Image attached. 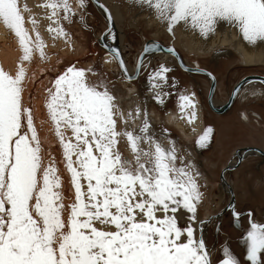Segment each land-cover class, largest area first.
Returning a JSON list of instances; mask_svg holds the SVG:
<instances>
[{"label":"snow or ice","instance_id":"6c2138e0","mask_svg":"<svg viewBox=\"0 0 264 264\" xmlns=\"http://www.w3.org/2000/svg\"><path fill=\"white\" fill-rule=\"evenodd\" d=\"M132 3L151 10L173 35L182 26L207 39L224 22L249 45L264 43V0ZM88 6L89 0H38L33 6L0 0V25L15 37L20 53L14 72L0 67V264H214L203 233L218 216H199L204 175L166 128L154 130L138 100L124 107L106 72L72 64L46 88L47 114L74 195H65L55 157L44 155L32 109L23 102L29 66L37 56L50 59L42 26L53 42L73 46L68 28L87 27ZM99 6L111 23L110 10ZM160 50L146 44L135 73L148 71L152 99L163 105L169 86H176L174 78L169 82L173 69L158 63L149 71L144 59ZM166 51L175 54L174 48ZM109 56L103 62H116L121 82L131 83L135 77L119 50L109 49ZM128 92L136 95L131 87ZM197 107L195 92L179 93L181 118L192 123ZM212 131L204 130L198 147ZM231 211L239 219L234 206ZM249 223L243 264H264V223ZM222 254L219 264H242L227 245Z\"/></svg>","mask_w":264,"mask_h":264},{"label":"flooded vegetation","instance_id":"af4514ba","mask_svg":"<svg viewBox=\"0 0 264 264\" xmlns=\"http://www.w3.org/2000/svg\"><path fill=\"white\" fill-rule=\"evenodd\" d=\"M149 40L152 39H145L143 41L140 51L144 43ZM158 41L163 42L167 46L173 45V48L179 54L181 62L187 68L193 70L199 68L200 71L183 69L179 64L178 58L173 54L154 53L156 57L153 58L154 55L151 56L153 59L150 60L149 71L151 68L157 67L158 63H165L173 69L168 74L170 84L173 78L176 82L175 87L169 86L167 89L170 95L165 98L163 105L158 104L152 99V93L149 91L147 81L148 71L142 70L131 83L135 86L138 84L137 93H139L143 104L145 103L147 110L150 107V110L153 109L155 111L154 115L149 114L150 111L148 114L157 133L160 132L161 128H166L170 139L176 140L181 148L191 153L192 161L195 162L200 171H203L207 177H209V165L205 163L204 159L211 155L213 162L216 163L212 178L216 181H214V185L217 187L222 186L221 174H223V179L227 185H224V189L223 186L221 188L223 199L221 198V202L217 203L209 215H217L223 211L222 215L224 214L225 220H220L221 218L219 219L218 217V219L213 220L209 225V233L213 235L211 236L213 239L209 240V249H215L218 243L223 242L222 246L227 245L232 251L233 243L239 240H242L244 243L243 234L246 235L247 230L239 231L241 223L248 228L250 227V219L257 223H264V197L262 193H257L256 187L252 185V179L250 182L246 179L248 189L246 197L248 202L240 204V200L238 199L239 188L236 186V182L239 180L234 174L236 170H241L249 162L251 169H254L257 173L255 176L249 174V177H247L250 178L252 176L257 178L262 173L260 181H262L261 184L263 186L261 187L264 189V71L255 66H244L242 63L239 66L231 64L232 57H225L226 55L217 58L215 54L196 56L193 53H189V56L192 55L190 59L174 43L164 42L163 40ZM128 51L131 58L129 54L125 53V47L121 46L125 63L127 64L128 58L131 60V67L129 69H131L130 73L133 75L140 51L136 52L130 46ZM162 54H165V56H162ZM166 57L170 61L164 59ZM109 72L114 74V77L108 80L116 83L119 90L125 95L127 93L126 89L118 82L121 76L118 65L116 71L111 70ZM207 73H211V76L207 75ZM213 77H215V80H213ZM252 87L256 88L252 89ZM184 89L196 93L198 110L201 115V124L199 123L200 126H197L199 129L194 128L190 136L183 134L175 123L167 122L163 117V114L165 116L166 112L176 110L179 93ZM236 89H239V92L233 95ZM208 127L213 129L209 135L208 143L203 147H198L196 141ZM234 128H237V137H234ZM219 134H221L220 140L218 139ZM219 151H224L223 155ZM226 154L228 156L223 158ZM239 154H243L241 158H239ZM204 164L207 167L204 168ZM229 165L231 167L227 169ZM224 169L227 170L224 171ZM260 170L262 172L258 175V171ZM232 206L240 213L239 219L233 217ZM249 213H251V217H249ZM217 228L219 229L218 231ZM233 231H239V236L237 237ZM222 235L223 237H221ZM221 249L219 247L216 251L218 252ZM242 249L243 251H240L242 254L239 252V256L243 264L246 257L245 243ZM233 254L237 255L238 253ZM215 256V254L212 255V259L214 264H217L223 258V254H218V258H215Z\"/></svg>","mask_w":264,"mask_h":264},{"label":"rangeland","instance_id":"374dc122","mask_svg":"<svg viewBox=\"0 0 264 264\" xmlns=\"http://www.w3.org/2000/svg\"><path fill=\"white\" fill-rule=\"evenodd\" d=\"M100 1L103 2L112 11L115 26L118 28V31H119L117 39H118L120 51H121V46L122 47L124 46L125 47V53L129 54L128 50H129V46H130V47H133L135 49V51L137 52L138 50L140 51L141 44L143 43V41L145 39H152V40L157 39L156 41L163 40L164 42L174 43L176 46L180 47V50H182L184 52V54L187 56V58L188 57L190 59L192 58V55L189 56L190 55L189 53H193V52H190V51L186 52V50H185L186 47L190 48V45H191L190 40L188 41V39L184 38L183 36H179V35L175 36V34L174 35L170 34L166 30V27H163V25L160 24L159 22H157L156 19L152 18L154 16H153V13L151 12V10H149L147 8H140V7L135 6L132 3V0H100ZM89 3H90V1H89ZM106 27H107V24H106V21L104 20L103 15L101 14L100 11H98V9L94 5H92L90 3L88 6V10H87V27H84V26L80 25L79 23H75L68 28L69 32L71 33V38L77 46L76 52H73V53L68 54L66 56L62 55L61 61H58V60H60V56L55 57L52 62H49L48 66L50 68L44 69V66L32 63L29 66V70H28L29 75H27V78H26V80L28 82L25 80L26 85H25V90L23 93V102H24L25 106H29L32 109V113H33V116L35 118L36 128L38 130L41 143L44 147L45 157L53 156V157H55V159L58 163L59 173L64 180V192H65L66 196L74 195V190L71 189V187L69 185V176H68V173L63 166V157H62L60 145L59 144L58 145L57 144L52 145L53 141H56L58 139L56 138V136L54 134V127H52L53 125L51 124V122L48 118V114H47V108H46L47 92H46V88L51 86L50 82L54 79L55 75L58 72H62L66 66H69L72 64H75L78 67H87V66L91 65L93 67H96V69L98 71L106 72L108 79L114 77V74H112L109 71H106L103 64H102V59H103L104 55H106L108 53L105 50H103L98 45L97 41L95 40L97 37H99L101 35L102 31ZM236 34H239V33L236 32ZM237 38H238V36H237ZM161 43L163 45H165L163 42H161ZM166 44H169V43H166ZM165 46H167V45H165ZM167 47L173 48L174 46L169 45ZM218 47H223V48L222 49H213L214 51H212V53H210L209 56L212 54H215L218 57L226 55L225 57H229V58L232 57L231 58L232 59L231 64L239 66V64L242 63L244 66H247V67L255 66V67L260 68V70L264 71V64L263 63H259V64L248 63V64H246L243 57L240 54H238L235 51V49L232 48L231 46H218ZM218 47H216V48H218ZM217 50L227 51V53L218 54ZM158 53H162V52H158ZM158 53H156V54H158ZM121 54H122V52H121ZM149 54L151 55L152 53H149ZM156 54H154L153 58L156 57ZM193 54L196 56H202V55L196 54V53H193ZM150 55H148V56H150ZM122 56H123V54H122ZM204 56H206V55H204ZM129 57H130V54H129ZM211 57H213V56H211ZM130 58L127 59L126 65L128 66V68L131 67L130 66L131 65ZM153 58H151V57L147 58V59H145V61L149 62ZM164 59L170 61V59L168 57H166ZM213 59H215V58H213ZM130 70L131 69H129V71ZM118 82L122 87H124L121 84L120 79H118ZM115 86L117 89V94L121 98L124 107H126V108L129 107L132 104L133 100H136L135 97H137L138 99H141L139 96V93H137L138 92V84H136L137 87L135 86L136 87V95L135 96L130 95L128 92H127V94L124 95L119 90V87L117 86L116 83H115ZM140 101H141V105L146 107L145 103L143 104L142 100H140ZM178 102H179V100H178ZM149 111H150V107H149L148 112ZM149 114H150V112H149ZM161 117H162V115H161ZM163 117L165 118L164 114H163ZM234 130H235V131H233L234 137H237V135H236V133H238L237 128H234ZM219 135H220V138H219V140H220L221 134H219ZM217 144H218V140H217ZM223 153H224V151L220 152V154H222V155H223ZM228 154H226L225 157H223V158H226L228 156ZM211 157L212 156L210 155L209 157L204 159V161L207 165L210 164L209 165V175L210 176L207 177L204 174V172L201 171V173L204 175V177H206L204 180L201 181V184L206 185V186L202 187V189H201L202 192L204 193L205 199L203 201V204L199 208L200 219L207 218L209 216V214L212 213V210L217 205V203H220L221 200L223 199L222 198L220 201H218V198H215L220 193V191H219L220 189H219V187L214 185L216 181L212 178V176L215 172L216 163L213 162V159H209ZM205 167H207V166H205V164H204V168ZM247 168L249 169V172H251V174H253V176L256 175L257 172H255L254 169H251L250 163H249V166ZM240 171L241 170H236V172L234 173L239 180L242 179L244 176L243 173H241L242 176H241V174L238 175V173ZM261 172H262V170L258 171V175ZM261 175H262V173H261ZM261 175H259L260 177H257V178H254L251 176L248 179V181L250 182L252 179L253 180L252 181L253 187H256L255 190H257V193L258 194L262 193V196L264 197V189H262L261 186H263V185L261 184L262 181H260ZM214 177H216V175H214ZM238 184L240 185V183L236 182V186H238ZM241 189H245L248 191L246 186L241 187ZM238 194H241V196L244 197V198H242V201H241V199L239 198L240 196H238V199L240 200L239 201L240 204L247 201V197H246L247 193L244 190L238 191ZM220 218H219L220 220H225L224 214ZM180 223H181V225H183L185 223V219H181ZM209 225L210 224L205 225V233L203 234L208 248H209V240L211 241L213 239L211 237L213 235H211L209 233ZM242 230L243 231L248 230V227L241 223L239 231L241 232ZM239 231H233L237 237L239 236V233H240ZM245 236L246 235L243 234V240H244ZM221 237H223V235ZM239 238H238V240H239ZM223 244H224L223 242L218 243L215 246V249H211L210 250L211 255L215 254L216 255L215 258H218L217 255L222 253V249L218 250V252L216 251V249L219 247L222 248ZM243 244H244L243 241L239 240L238 242L233 243V245H232V252L236 253V254L238 253L236 255L238 258H240V256H239L240 253L242 254V252H240V251L241 250L243 251V249H242Z\"/></svg>","mask_w":264,"mask_h":264},{"label":"bare ground","instance_id":"6f19581e","mask_svg":"<svg viewBox=\"0 0 264 264\" xmlns=\"http://www.w3.org/2000/svg\"><path fill=\"white\" fill-rule=\"evenodd\" d=\"M89 1L92 4L91 0H89ZM27 2L29 3L30 6H33L35 3L38 2V0H27ZM101 3L105 7H107L103 2H101ZM101 10H100V8L98 9V11H100L101 14L103 15ZM110 12H111V15H112V11L111 10H110ZM112 18H113V15H112ZM152 18L155 19L154 17H152ZM44 23L46 24V22H44ZM113 23H114V19H113ZM163 27H165V26L163 25ZM41 32H42V34L45 37V40H46V43H47V47H46L45 50L49 54L50 59H49L48 62H42L39 59V57L37 56V57L34 58V60L32 62L33 64L42 65V66H44V69L50 68L48 66L49 62H52L55 57H59L60 56V60H58V61H61L62 55L66 56L68 54L76 52L77 46H76L75 43L73 44V46H67V45H65L63 40H59V41L53 42L49 38V36H48L47 32L45 31L43 26L41 28ZM236 32H238L237 29L231 28L230 26H228L224 22H220L218 24V31L216 32V34L208 37L207 39L200 37L198 35V33H194V32H192L190 30H185L182 26H177L174 29L175 36L176 35L183 36L184 38L188 39V41L190 40L191 45H190V48L189 47L185 48L186 52L190 51V52H193V53L200 54V55L204 56V55L212 53V51H214L213 49H222L223 48V47H218V46H231L232 48L235 49V51L238 54H240L243 57V59L246 62V64H248V63H250V64L263 63L264 64V43H259L258 42L257 45H249L248 42L244 41L242 36L240 34H236ZM118 34H119L118 28L115 26V23H114V31L110 30L109 32H107V34L105 35V40L107 42H109V43H112L115 40H117V43H118V39H117L118 38ZM236 35L238 36V38H237ZM99 37H97L96 39H98ZM216 47H218V48H216ZM73 48H74V50H73ZM107 53L108 54L104 55V57H108L109 59H111V57L109 56V52H107ZM151 53H152L151 55L147 54L144 57V59L150 58L152 55H154L153 53H156V52H151ZM217 53L218 54H225V53H227V51L217 50ZM19 54L20 53H19V50H18V46H17V42H16L15 37L12 34H10L9 32H7L3 25H0V67H3L6 71L14 72L15 69H16L17 58H18ZM168 54H170V53H168ZM148 55H150V56H148ZM162 56H165V54H162ZM215 56L218 57L217 55H215ZM102 64H103L104 68L106 69V71H111V70L116 71L117 70V63L116 62H112L111 64H105L103 62V59H102ZM120 82H121V79H120ZM121 84L124 86V88L127 90V92H128V88L131 87V88H133L135 90V94H136V87H135L134 84L127 83V82H121ZM254 88H256V87H252V89H254ZM135 99L138 100L139 103H141V101H140L141 99H138L137 97H135ZM178 104H179V102L177 103V108H176L175 111L166 112L165 119H166L167 122L175 123L176 126L181 130V132L183 134L190 136L192 134L193 129L194 128L196 129L197 126L198 125L200 126V124H201L200 112H199L198 107H197V118L194 121H192V123H188L187 117L181 118V113L178 110ZM150 114L154 115L155 111L153 109H151L150 110ZM220 126H221V124H220ZM197 129H199V128H197ZM66 135H70V133H67ZM186 137H188V136H186ZM219 138H220V135H218V139ZM55 144L58 145L59 141L58 140L53 141L52 145H55ZM221 188H222V186L219 187L220 193L216 196V198H218V201H220L221 198H222ZM223 189H224V186H223ZM221 216H222V214H221ZM204 233H205V230H204Z\"/></svg>","mask_w":264,"mask_h":264},{"label":"water","instance_id":"95a60500","mask_svg":"<svg viewBox=\"0 0 264 264\" xmlns=\"http://www.w3.org/2000/svg\"><path fill=\"white\" fill-rule=\"evenodd\" d=\"M91 2H92V4L97 8V9H99L100 8V10L102 11V13H103V16H104V20L106 21V24H107V27L102 31V34H101V36L98 38V39H95L96 41H97V43L101 46V48H103L105 51H107V52H109V49H111V48H115V49H118L119 50V52L121 53V51H120V47H119V44L117 43V40H115L114 42H112V43H109V42H107L106 40H105V35L107 34V32H109L110 30H112V31H114V23H113V19H112V22L111 23H109V21L107 20V13H105V11L103 10V8H101L99 5L100 4H102L101 2H100V0H91ZM150 43H154V44H158L159 46H160V51H152V52H156V53H158V52H163V53H169V52H167L166 51V49H168V48H171V47H167V46H165V45H163L161 42H159V41H156V40H149V41H147V42H145L144 43V45H143V47H142V49H141V51H140V53L142 52V50H143V48H144V46L146 45V44H150ZM140 53H139V55H138V59H139V57H140ZM149 53H151V52H149ZM149 53H147V54H149ZM147 54H145V56L147 55ZM171 54V53H170ZM173 55H175L177 58H178V60H179V64H180V66L183 68V69H189V68H187L182 62H181V60H180V57H179V54L175 51V54H173ZM144 56V57H145ZM123 57V56H122ZM137 59V60H138ZM118 65V64H117ZM137 73H134L133 74V76L136 78L137 77ZM134 78V79H135ZM133 79V80H134ZM240 155V154H239ZM243 155V154H242ZM242 155H240V157L239 158H241V156ZM231 166L229 165L228 167H227V169H229ZM227 169H224V171L225 170H227ZM221 181H222V186H224V185H226L225 184V181H224V179H223V174H221ZM227 186V185H226ZM222 212L223 211H221V212H219L217 215H210V216H218V217H220L221 216V214H222ZM209 217V216H208ZM204 219H206V218H204ZM217 264H219V263H217Z\"/></svg>","mask_w":264,"mask_h":264},{"label":"crops","instance_id":"0c3cea01","mask_svg":"<svg viewBox=\"0 0 264 264\" xmlns=\"http://www.w3.org/2000/svg\"><path fill=\"white\" fill-rule=\"evenodd\" d=\"M209 159H212V158H209ZM215 163V162H214ZM210 165V164H209ZM249 166V162L247 163V165L245 166V167H243L242 169H241V171L238 173V175L239 174H241V173H243L244 174V176H243V178L242 179H238L239 181H238V183H240V185L238 184V186H237V188H239V191L241 190V191H245L246 193H247V190H245V189H241V187H243V186H246L247 187V183H246V179H249L248 177V175L249 174H251V172H249V169L247 168ZM251 175H253V174H251ZM210 176V175H209ZM241 176H242V174H241ZM248 176V177H247ZM240 193V192H239ZM238 196H240L239 198L241 199V201H242V198H244L243 196H241V194H238ZM248 201V200H247ZM249 202H250V200H249Z\"/></svg>","mask_w":264,"mask_h":264}]
</instances>
